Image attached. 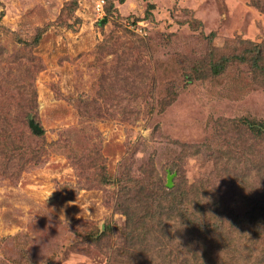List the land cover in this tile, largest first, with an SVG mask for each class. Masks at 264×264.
I'll return each instance as SVG.
<instances>
[{
    "label": "rangeland",
    "instance_id": "obj_1",
    "mask_svg": "<svg viewBox=\"0 0 264 264\" xmlns=\"http://www.w3.org/2000/svg\"><path fill=\"white\" fill-rule=\"evenodd\" d=\"M70 1L0 0V264H110L125 227L114 180L129 171L205 183L192 207L212 214L216 189L255 209L264 88L243 64L192 76L240 41L264 44V0H76L69 28ZM259 227L233 235L242 259L264 264Z\"/></svg>",
    "mask_w": 264,
    "mask_h": 264
},
{
    "label": "trees",
    "instance_id": "obj_2",
    "mask_svg": "<svg viewBox=\"0 0 264 264\" xmlns=\"http://www.w3.org/2000/svg\"><path fill=\"white\" fill-rule=\"evenodd\" d=\"M125 1L120 0L121 3ZM150 6L152 10L154 6ZM76 7V0H71L62 11L63 15L69 13L71 23L67 21L66 24L69 28L79 22L74 15ZM106 42L98 45V53L104 54L111 47L109 45L103 48ZM240 44L244 47L240 48ZM233 64L248 66L254 80L264 88V44L244 41H240L232 53L223 51L219 60L211 64L209 73L198 69V63L194 64L192 80L221 76ZM29 125L35 134L42 133L40 126L34 121H30ZM258 131L256 138L264 140V128ZM154 180L156 178L152 175L131 176V171L124 179L114 180L119 186L116 210L124 214L125 227L122 233V251L113 253L110 264H227L228 259L230 264H259L252 262L249 254L245 259L241 258V238H236L233 232L259 222L262 227L253 233L258 237L263 236L264 198L258 200L255 209L247 207L245 202L249 198L240 200L245 206L240 211L235 198H220L223 191L216 189L218 198L211 200L214 204L211 208L216 212L212 214L200 205L201 201L197 202V208L192 207V202L195 203L196 199L203 201L208 192L209 186L205 183L196 182L190 186L184 184L185 188L178 186L171 189ZM103 184L111 185L112 179L104 178ZM234 196L238 197L236 194ZM186 235L192 237L188 242L185 241ZM211 237L216 241L211 240ZM207 242L212 244L211 248H207ZM249 245L250 242L246 251ZM232 252H236L233 258L230 256ZM206 254L214 255L218 262L201 261L200 258ZM261 259L264 261V256Z\"/></svg>",
    "mask_w": 264,
    "mask_h": 264
},
{
    "label": "built area",
    "instance_id": "obj_3",
    "mask_svg": "<svg viewBox=\"0 0 264 264\" xmlns=\"http://www.w3.org/2000/svg\"><path fill=\"white\" fill-rule=\"evenodd\" d=\"M105 3V0H98L97 3H96V10L97 11H100L101 9H103V5Z\"/></svg>",
    "mask_w": 264,
    "mask_h": 264
}]
</instances>
